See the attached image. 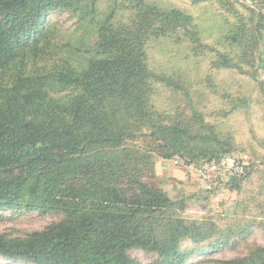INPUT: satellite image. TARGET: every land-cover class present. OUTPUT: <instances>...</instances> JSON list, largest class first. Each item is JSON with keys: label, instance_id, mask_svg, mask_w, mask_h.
Listing matches in <instances>:
<instances>
[{"label": "trees", "instance_id": "obj_1", "mask_svg": "<svg viewBox=\"0 0 264 264\" xmlns=\"http://www.w3.org/2000/svg\"><path fill=\"white\" fill-rule=\"evenodd\" d=\"M238 3L249 13L242 58L256 77L264 9ZM65 12L72 29L47 20ZM185 13L157 0H0V210L63 214L24 235L0 233L2 257L142 264L128 252L140 248L155 252L157 264H183L192 250L182 240L219 234L184 216L185 200L169 197L154 174L155 158L197 164L230 152L215 148L214 125L199 115L196 126L188 118L180 125L155 106L163 77L149 67L146 46L188 32L193 17ZM251 169L230 176L231 189ZM225 242L219 236L213 247ZM225 264H264V247Z\"/></svg>", "mask_w": 264, "mask_h": 264}, {"label": "rangeland", "instance_id": "obj_2", "mask_svg": "<svg viewBox=\"0 0 264 264\" xmlns=\"http://www.w3.org/2000/svg\"><path fill=\"white\" fill-rule=\"evenodd\" d=\"M107 1L100 0V6ZM157 1L183 9L193 17V23L188 24L186 33L169 32L146 46L149 67L163 77L156 85L155 106L168 120L180 125L187 124L182 119L188 118L196 126L199 115L214 125L220 140L213 142L215 148L229 146L228 154H246L256 160L237 189H231L230 177L208 183L187 169L178 168L172 159L154 161L159 186L172 199L185 200L182 214L203 218L220 231L198 242L182 240L181 249L192 250L183 264H225L247 255L253 247H264V91L260 61L264 58V34L253 48L259 59L253 77L242 58L243 50H249L250 44L244 43L243 32L249 25V13L241 4L233 0H226V4L216 0ZM245 6L261 10L264 1ZM47 20L58 21L61 30H68L72 29L74 18L65 12L51 14ZM166 78L171 79L169 84ZM62 217L55 210L26 207L0 210V233L24 235ZM219 236L226 242L214 248ZM128 252L142 264H157L160 260L155 252L140 248ZM0 264L34 263L0 255Z\"/></svg>", "mask_w": 264, "mask_h": 264}, {"label": "built area", "instance_id": "obj_3", "mask_svg": "<svg viewBox=\"0 0 264 264\" xmlns=\"http://www.w3.org/2000/svg\"><path fill=\"white\" fill-rule=\"evenodd\" d=\"M237 2L251 4L250 0H236ZM261 79L264 81V69ZM256 160L248 155L233 156L225 155L218 161L199 162L197 164H186L182 161L174 160L173 164L177 167L187 169L192 175L201 181L214 183L222 178L230 176L240 177L246 171L253 168Z\"/></svg>", "mask_w": 264, "mask_h": 264}, {"label": "crops", "instance_id": "obj_4", "mask_svg": "<svg viewBox=\"0 0 264 264\" xmlns=\"http://www.w3.org/2000/svg\"><path fill=\"white\" fill-rule=\"evenodd\" d=\"M258 0H250L251 4H253V2H257ZM264 128V127H263ZM179 168V167H178ZM177 174V173H176Z\"/></svg>", "mask_w": 264, "mask_h": 264}]
</instances>
